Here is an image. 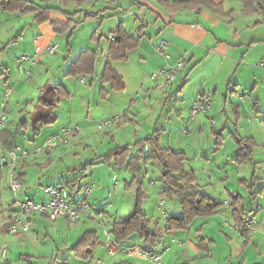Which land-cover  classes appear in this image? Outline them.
<instances>
[{
  "label": "crops",
  "instance_id": "crops-1",
  "mask_svg": "<svg viewBox=\"0 0 264 264\" xmlns=\"http://www.w3.org/2000/svg\"><path fill=\"white\" fill-rule=\"evenodd\" d=\"M35 1L42 4H47V2H44V0H39V1L35 0ZM215 1L217 3H221V2L223 3L222 6L223 11L222 10L214 11L212 8L203 5L198 8L182 7L177 10H171L163 6L159 0H86L84 2H78L77 0H72L67 3H62L59 0H53L49 4H54L55 2H57L54 5L60 6L61 10L51 11L49 15V20H46L44 22H37L34 19V13H31L33 14L32 16L33 20L38 26V35L34 38L33 45L29 49L25 50L23 55L28 54L35 56L36 62L35 63H31L30 61L20 62L19 61L20 57H19L17 59V63L20 65L21 73L26 74V71L28 70L30 71V68L35 64H37L39 58H40V62L45 60L44 53H48L45 50V48L49 44L54 43V41L56 40V34H58L55 32L52 21H56L61 25H65L69 22L70 17H72L76 21V25H75L76 27L78 25L77 24L78 22L76 20L77 15L83 11H88L86 8L87 6L88 9H91L95 6L103 5V8L100 9L99 11L105 12L106 10H108L114 13L113 18L115 20L113 22L114 24H112L113 26L110 30V35L119 23H123L125 29L130 34H133L135 37H139V36L141 37L139 46L129 52V58L127 60H120L113 62L114 66L122 74L125 81L126 86L122 90H114L110 87L109 84L107 83L105 84L101 80L105 68V63L108 60L107 57L108 48L110 42L112 41L110 35L105 36L103 33L99 35L97 30L93 31L90 37L91 41H97L98 46L100 47L103 37L105 36L107 38L106 49L102 48V50H100L98 47H95V48H84V49L82 48L77 52L72 51V59L67 67L69 71L72 63L79 57L82 51L86 49H92L98 51L99 61L96 67V76L83 74L81 76H74V77H78L83 84L88 83V78H91L92 80L97 79V83L99 85V95L107 102L113 100L116 101L114 103L115 112L111 111L109 107H107V105L105 106H103L102 104L90 105L88 117L94 121H97V123L102 120L113 117L115 114L118 113H125L129 117V122L127 124L115 125L116 129L119 128V131L114 130L113 132L112 128L115 126L111 127L112 132L111 133L108 132L107 134V136L111 137V142L108 143L106 142V144H109L107 146L108 150L106 152H108L111 148L117 145H125L128 143H132L139 138H143L153 133L156 129H159L160 144L162 145L161 132L164 131L165 133H169L168 142L166 143V145H162V146H171L175 149L184 151L187 155V160L185 161L184 169L186 171H191V170L194 171L197 176L198 182L204 186L205 191L211 194V192H209V188L214 184V181H231L232 179L230 173L226 175H221L219 172L220 166L218 162H220L221 159H223L221 158L220 153H222V155H225L226 151L224 148L223 150L220 149L219 151H218L219 148L217 149L218 141L222 139L221 144H223L224 141L221 132H219L218 130L217 124H219V121L220 123L222 122L227 123L226 118H225L226 121H224V117L222 116V113H220L219 115V111L225 113L227 111V104L231 101L233 104L234 113H236L235 107H237V111L238 113H240V115L244 113V109L242 108L246 106L245 105L246 102L242 104L241 102H237L236 100H234L236 98L232 99L231 97L238 96L240 94L239 88L243 86L242 84L243 81H246V83L251 81V83L253 84L252 87L256 88L258 85V81L264 79V74L261 75L260 73H258V67L257 65H255V63L258 60L264 59V26L260 25L261 19L250 17L255 13L258 14H264V13L261 12L249 13L251 15L244 13L243 3L240 2L239 0H235V1L215 0ZM236 1L238 3H236ZM1 2L2 0H0V5ZM228 3L232 4L231 7H228L229 5ZM71 6L74 9V12L72 11V13L69 11V8ZM133 10L137 12H134ZM3 11H7V10L3 9ZM11 13H18V12H11ZM87 13H91V14H87ZM87 13H86V17H92L94 15L93 10H89ZM129 13H132L133 16H135V18L132 20L127 19L129 18L127 16ZM18 14L21 16L27 15L20 13ZM239 16H245V18L248 17V19H246V22H244L245 19L242 18L239 19ZM136 26H138V31H139L137 35H135L134 32V30H136ZM7 27L14 28L15 24L12 25L8 24ZM74 28L72 30H74ZM24 33L25 31H22L19 32L16 36H13V38L9 40L10 43L11 42L18 43L22 39ZM71 35L72 34L70 33L69 37ZM161 39H167L169 42L164 52H160L156 50V46L158 45ZM55 44H58V48H59V43H55ZM37 45L43 48L42 52L37 53L36 51ZM67 46L69 52H71L72 48L69 41ZM53 54H56V52ZM67 55H69V53ZM181 57L186 58V67L179 73L176 79L167 87V94L165 96H163L162 93L161 80L160 81L151 80L150 83H148V81L146 80L144 81L145 77L141 76L140 78V76L134 73L131 69L133 68V64H136L138 65L139 68L147 67L148 69L154 71L163 66L174 64ZM100 62L102 63L101 68L98 67ZM128 64H130L131 68L128 66ZM190 66H191L190 72H188V68ZM4 72L7 74V76L10 73L8 68H6ZM125 73H128L132 81L131 84H134V88L128 98L125 99L123 97L122 99L121 96H124L123 95L124 93H120V92L126 91L128 85L130 84V81H128V78L126 77ZM83 77L86 78V82L82 81ZM241 78H243L242 81ZM56 84H61L64 87V89L68 92V96L58 95L59 100L55 111L57 115V120L56 122H54V124L57 123L59 119L57 109L61 101L64 98L71 96L69 87L67 85L65 86L62 83H56ZM91 84L93 85V82H91ZM43 88L41 87L39 88V95ZM10 89L13 92V89L12 88ZM102 90H104L105 93H102ZM202 94L210 95L212 98L213 103L210 111L206 113L198 114L194 117L191 116L189 121L175 120L176 122L185 121V123L182 124L181 129H179L178 126L172 123L174 120L170 118V114H169L165 117L167 125L164 124L162 128H157L156 125V128L152 129L151 111H153L156 107H158L159 104L160 106L162 103H164L165 105V103L168 100H173L180 96V99L179 100L176 99V100L178 102L181 99L188 100L190 102V107H191L193 102ZM244 95L240 96V99H242V101L245 100ZM249 99L251 100V103L254 104L253 109L257 112H260L258 109L256 110L257 102L251 96H249ZM33 109L30 110V112H28L27 115H25L26 116L25 120H22L18 123L16 129L14 127L15 121L9 118V111H8L9 119L7 118L6 124L0 129V138L3 143L6 142L7 145L17 146L15 143H13L14 135L21 134L20 132L21 128L28 126L29 121L32 122L30 113L33 111ZM211 112L212 114L214 112V114L218 115L217 119L219 118L220 120H217L215 116L210 118ZM179 115L182 116V113L180 112ZM255 118L257 119V117ZM182 119L184 118L182 117ZM248 119L249 120L254 119V117L250 114V112H248ZM257 120L259 121V119ZM69 122L72 123V116L70 114H69ZM76 124L77 126L80 125V123L78 122H76ZM44 127L45 126L41 127L40 131H42ZM127 127H129V129H127ZM57 129L58 127H56L55 130L50 131L49 134L45 135L35 145L23 146V147L20 146L21 148L27 149L30 154L26 158L18 161L15 165V168L16 171L21 174L22 179H27V181H24V184H26L33 190L34 188L32 187L34 186H39V187L41 186L43 188L44 185L49 184L47 182L45 183L44 181H47L46 176L49 175V172H47V170L50 167H53L59 161H61L62 164L60 168L61 174L62 173L64 174V170H66L69 167V165L72 164V158L71 157L67 158V155L69 153V150L67 149V145L70 141L67 143V145L53 147V149L48 148L43 152L37 153L35 151V148L38 145L42 144L46 140V138L49 135H51L53 132H55ZM236 132H238V130H236ZM205 136L208 140L207 147L204 146ZM242 136H252L255 139L254 134L253 135L247 134ZM173 137H175L174 140L172 139ZM124 138L130 139L129 140L130 142L124 144L118 142V139L122 140ZM256 145H257V141H256ZM236 156L234 159H236ZM255 161H256L255 152L253 149L250 158H248L247 160L241 163V168L243 169L245 166L251 168V166L248 165L249 162L253 163ZM105 163H108L110 166H113L114 169L116 170H120V172H123V170H128L125 167L121 168L118 165H116L113 159ZM45 164H50V166L42 167L44 169L42 174L39 173L36 177H30L29 171L39 168L37 166H43ZM151 165L155 166L157 164H153L152 162H149L143 165V177L144 174H146L149 171V166ZM157 166L159 167V165ZM232 168L238 169V167L236 166H233ZM86 171L87 170L85 169V172ZM85 172L83 170V172L80 175L84 176ZM130 173L132 177L135 175V173L132 172ZM235 173L238 174V171L236 170ZM2 176H3V170L2 167H0V184H1ZM241 176H239L237 179L238 180L244 179L246 181L248 180L247 177H244L246 175H241ZM143 180H145V177L143 178ZM56 183H60V182H56ZM22 185H23V181H22ZM263 189H264V185L261 190ZM69 193L70 195H72L70 191ZM221 193H223V196L226 195L225 196L226 200H224L226 206L224 205L215 213L217 216L216 218L218 219L221 215H223V217L224 216L232 217L234 221H236L233 216L232 208H231L233 201L232 199L229 198L230 197L229 193H231L230 188L224 185ZM241 193L239 194L237 199H234L237 211L240 214L245 213V215L243 216L253 215L256 218L257 223L252 228L251 231H247L250 232V234L249 236L246 237V235L242 233L240 228L235 226L236 225L235 222V225L233 227L238 230V238L237 240H235L236 241L235 254L237 258L240 257V255H242L244 249H246L243 248L242 245L243 244L242 241L245 239L248 240V242H250L248 246L252 243L254 244L255 251L252 257H250L251 253H249L250 256H247V258L243 259L242 261H236L235 264H264L261 262V260H263L264 257V252H262V250H264V245H260L258 244V242L254 241L255 239H261V237L264 238V211L258 209V211H255V213L248 214L243 210V208L241 209L240 207L241 203L239 202L242 198H244V196ZM91 194L92 195L94 194L93 190ZM33 195L35 196L33 198H35L38 201H43L44 199H47L44 198V195L42 196V198L39 197L40 199H37L36 198L38 197L37 192H35V194ZM263 195H264V190H263ZM173 202L174 204L172 208L169 209L170 214H180L181 208L179 206V203L177 202V200H173ZM175 202L177 203L175 204ZM97 209L102 210L105 209V207H101ZM133 209L131 208L130 205H128L125 207L124 212H122V210H117L115 213L113 223L116 220L121 219L122 217L128 216L133 211ZM120 211L122 213L129 212V214L125 216H121ZM12 214H16V212H12V213L10 212V214H6L7 218H9ZM38 215L48 218L44 214L38 213ZM200 218L201 217L196 218L189 229L177 230L174 232V234L177 237L181 238L184 241V243L173 245L168 251L164 253L163 261L165 258H168L169 260L174 259V263L176 264H182V263L202 264L205 263V261L202 260L205 258V256L210 257L212 255V244L209 243V241H212V239L210 238L209 240L208 236H203L202 234L199 235L198 238H195L193 235V230L196 229L200 231L204 227V224L202 223H204L205 220L199 221ZM90 220H94V217L83 215L80 221L73 226L74 228H76L79 226V224H82L81 225L82 228L84 224H89ZM7 221L8 220L0 223V233L3 232V230L5 231L6 229L5 223ZM50 222L52 223L55 231L57 232L60 231L58 229H60V225L62 223L67 222L68 224H70L68 218L65 216H61L57 220L55 221L51 220ZM151 223H152V227H156V226L160 227L158 226L159 221H156V223H154V220H151ZM200 224L202 225L200 226ZM89 230L96 231L93 228ZM239 231H240V235H239ZM80 233H82V231ZM202 239H204V241L209 243L208 244L209 251H206L205 248L201 246ZM112 240H114V238ZM134 243L138 244L137 240L132 238L126 244L123 245L132 246L135 245ZM139 243L141 242L139 241ZM74 244L75 242L70 246L71 249H73L72 246ZM156 248L157 247H155V249ZM121 253H123V257L110 264L122 260L134 261L136 264H153L149 259L145 257L133 256L124 252ZM43 257L47 260L48 263L51 264H57L59 260V254L56 255L53 254L52 256L44 255ZM76 257L79 259L80 262L79 264H103L106 262L103 257H101L103 260L99 258L95 260L98 256H95L94 254L88 260H83L78 256ZM65 260L66 259L63 258V264H67Z\"/></svg>",
  "mask_w": 264,
  "mask_h": 264
},
{
  "label": "rangeland",
  "instance_id": "rangeland-1",
  "mask_svg": "<svg viewBox=\"0 0 264 264\" xmlns=\"http://www.w3.org/2000/svg\"><path fill=\"white\" fill-rule=\"evenodd\" d=\"M56 3L57 2L54 4ZM236 3L238 2L236 1ZM228 4V7H231L232 4ZM86 8L88 11L93 10L94 15L92 17H86V13L88 11H83L76 17L78 25L74 28V30L71 28L68 29V31L65 30L60 34H56V40L54 43L49 44L52 45L59 43V48L57 49L56 54L44 53L45 60L40 62L39 58L37 64L30 68L32 79L29 80L25 73H21L20 65L17 63V59L22 57L25 50L29 49L33 45L34 38L38 35V26L32 18L33 14L30 13L21 16L18 13L3 11L0 5V103L3 99L5 89L12 88L13 92L10 97L8 111L9 118L15 121V129L20 121L26 119L25 115H27V113L34 108L35 103H37L36 101L39 96L40 87L43 88L44 85L48 83H62L69 87V91L71 93L70 97L64 98L61 103L59 102L60 105L57 109L59 119L57 123L45 126L42 131H39V133L35 135L33 132L32 122L29 121L28 126L21 128V134L14 135L13 143H15L17 147L35 145L45 135L49 134L50 131L55 130L56 127L77 126L76 122L80 123L79 133L75 137L68 139L65 143L58 145H67L70 141L67 145V149L69 150L67 158H72V164L64 170V174L62 173V175L60 169L62 164L61 161H59L56 165L47 170L49 175L46 176L47 181L44 182L49 184H54L56 182L64 183L67 185L68 190L72 193V200H84L96 209L105 207V209H102L103 215L101 217L90 220V223L84 224L82 228V224H79L78 227L74 228V226L66 222L60 225V229H58L60 231L57 232L50 222L51 220L35 214L32 217V226L28 231L15 234L7 231L6 229L5 231L3 230V232L0 233V245L7 246V254L5 258H0V264H51L48 263L43 256H52L53 254H59L57 264H63V258L66 259L65 261L67 264H79V259L75 256V252L70 246L80 238L85 230L92 228L96 230L97 236L100 239V242H98L93 250V254L98 256L95 260L98 258L102 259L101 257H103L106 261L103 264H110L119 260L123 257V253L117 251L116 253L111 254L109 252L110 247L108 245L110 240L113 238L115 240L114 234L111 232L115 213L117 210H122V212H124L125 207L128 205H130L132 209L135 208L136 202L139 200L138 197L140 188L145 194L140 201L143 208L149 214L151 220H154V223L159 221L158 226L160 227L158 228L164 229L166 227V219L161 214L160 210L157 209V202L162 197L159 194V191L162 189V182L159 178L161 175L160 166H149V171L144 174L145 180H143L142 185L137 182L131 188L126 187L127 180L130 181L132 178L131 173L128 170L120 172V170L114 169V167L110 166L108 163L97 164L96 166L89 168L90 170L86 169L87 171L85 172L84 166L86 167V162L105 153L108 150L107 146L109 145L106 144V142H111V137L107 136L108 127L103 131H100L97 128V121L88 117L89 106L102 104L103 106L107 105L111 111H114V103L116 102L115 100L107 102L99 95V85L97 83V79L92 80L91 78H88V83L83 84L78 77L66 74L68 71V64L72 59V51L77 52L82 48L95 47H98L100 50H102V48L106 49L107 38L105 36L110 35V30L113 26L112 24H114L113 22L115 19L113 18V12L108 10L105 12L99 11L103 8V5L95 6L91 9H88V6ZM69 11L71 13L72 11L74 12L72 6L69 8ZM133 11L137 12L135 10ZM127 16L129 17L127 19L130 20L135 18L132 13H129ZM250 17L261 19L260 25L264 26V14L255 13ZM241 18L245 19L244 22L248 19V17L245 18V16H239V19ZM8 24H15V27L9 28L7 27ZM95 30H97L99 35L102 33L105 35L100 47L98 46L97 41H91L90 39L92 32ZM22 31H25L22 39L18 43H10L9 40ZM134 32L135 35L139 33L138 26H136V30H134ZM70 33L72 35L69 37ZM68 41L70 42L72 48L71 52L68 50ZM68 53L69 55H67ZM101 62L98 66L99 68H101ZM255 65L258 67V73L263 75L264 59L258 60ZM128 66L131 68L130 64H128ZM6 68H8L10 72L8 76L4 72ZM133 68H131L132 71L139 75L140 78L141 76L145 77L146 79L144 78V81L146 80L148 83L151 81L149 75L158 70L152 71L147 67L139 68L136 64H133ZM190 68L191 66L188 68V72H190ZM125 75L128 78V81H130V84L128 85L126 91L120 92L124 93V96H121L122 99L123 97L125 99L128 98L134 88V84H131L132 81L128 73H125ZM242 79L243 78H241V81ZM91 82H93V85ZM242 84L243 86L239 88L240 94L231 98H236L234 100L241 102L242 104L246 102V106L242 108L244 109V113L240 115L237 111V107H235L236 113H234L233 104L230 101L227 104V111L225 113L219 111V115L222 113L224 121L227 120V123H220L219 121V124H217L218 130L224 138L223 144H216L217 149L219 148V151L224 148L226 151L225 155L220 153V156L223 159L218 162L220 166L219 172L221 175L230 173L232 179L231 181H214V184L209 188V192H211L215 198L224 201L226 200V195L223 196V193H221L222 188L224 185L228 186L232 193V195L229 193V198L232 199L233 202L235 199L234 196H239L242 192L241 194L244 198H242L239 202L241 203L240 207L248 214H253L255 211H258V209L264 211V189L261 190L264 185V129L257 120L264 119V79L258 81L256 88L252 87L253 84L251 81L248 83L243 81ZM241 95H244V101L240 99ZM249 96L257 102L256 110L258 109L260 112L253 109L254 104L251 103ZM176 99L179 100L180 96ZM176 99L168 100L165 105L164 103H162L161 106L159 104L158 107L151 111L152 129H155L156 125L157 128H162L164 124L167 125L165 117L169 114L170 118L174 120L172 123L178 126L179 129L182 128V124H184L185 121H189L191 118L189 112L190 102L182 99L178 102ZM180 112L182 113V116L179 115ZM248 112H250V114L254 117L253 120L248 119ZM69 114L72 116V123L69 122ZM214 116L217 119L218 115L214 114V112L212 114L211 112L210 118ZM182 117L184 119H182ZM255 117H257V119ZM175 120L185 121L176 122ZM217 120L220 119L218 118ZM127 129H129V127H127ZM112 130L113 132L114 130L119 131V128L116 129L115 126ZM236 130H238V132H236ZM236 133L237 135H255L257 145H255L253 149L255 152V160L257 162H249L248 165H250L251 168L245 166L242 169L241 163L238 164L234 159L238 150L235 140L236 137L233 135ZM161 134V143L162 145H166L169 139V133L162 131ZM172 139L174 140L175 137ZM129 140L130 139L125 138L122 140L118 139V142L124 144L130 142ZM204 146H208L206 136ZM1 153L2 151L0 150V154ZM46 166H50V164L37 166L39 168L29 171L30 177H36L39 173L42 174L44 170L42 167ZM233 166L238 167L239 170L232 168ZM2 170L3 176L0 184V223L8 220L6 214L19 211L20 201L26 199L36 200L33 198L35 197L33 195L35 192L38 194V197H36L37 199H40L39 197L42 198L43 195L44 198H46L41 186H34L32 187L34 188L33 190L24 184V181H27V179H22L23 185L21 191H13L10 186L8 168L3 166ZM83 170L85 172L84 176L80 175ZM236 170L238 171V174L235 173ZM115 174L119 178L117 187H115V180L113 178ZM241 175H246L244 177L248 178L247 182L246 180L243 182L242 180L237 179ZM70 181L74 182L68 183ZM89 185L93 186V195L85 193V187ZM163 198L165 199L164 207L168 213H170L169 209L172 208L174 202L171 199L165 197ZM176 203L177 202H175V204ZM122 212L120 213L121 216L129 214V212ZM12 215L14 216L15 214ZM216 217V214L201 217L199 221L205 220L204 223H202L204 224V227L200 231L196 229L193 230L195 238H198V236L202 234L203 236H208L209 240L210 238L212 239V241L209 242L212 244V255L210 257L205 256V258L202 259L205 263L202 264H235L236 261H242L243 259H246L247 256H250L249 253H251L250 257H252L255 251V246L253 243L248 246L250 242L246 239L242 241L243 248L246 249H244L240 257H236L235 240L238 238V230L233 227L235 225L234 219L228 216L223 217V215H221L218 219ZM202 224H200V226ZM81 231L82 233H80ZM174 232L175 231H171L167 233L166 236L175 235ZM133 239H136L138 242V244L134 243L135 245L138 247L143 246L139 243L140 240L137 237ZM261 239H255L254 241L258 242L260 245H264V238L261 237ZM159 249L162 250V248ZM262 252H264V250H262ZM162 262V264H176L174 263V259L169 260L168 258H165ZM261 262L264 263V257Z\"/></svg>",
  "mask_w": 264,
  "mask_h": 264
},
{
  "label": "trees",
  "instance_id": "trees-1",
  "mask_svg": "<svg viewBox=\"0 0 264 264\" xmlns=\"http://www.w3.org/2000/svg\"><path fill=\"white\" fill-rule=\"evenodd\" d=\"M53 0H44L47 4L38 3L35 0H2L1 5L4 10L10 12H18L20 14L34 13V19L37 22L49 20L51 11L61 10V7L49 4ZM67 3L72 0H59ZM84 2L86 0H77ZM161 4L171 10H177L182 7H200L207 6L214 11H223V3H217L215 0H159ZM243 3V12L246 14L261 12L264 13V0H239ZM91 14V13H87ZM72 15V14H71ZM55 32L60 34L67 29H73L76 21L70 17L69 22L61 25L56 21H52ZM112 36V37H111ZM111 42L108 48V60L105 63L104 72L101 80L107 83L114 90H122L125 88V81L122 74L116 69L113 62L127 60L129 52L137 48L140 44L141 37H135L130 34L124 27L123 23H119L112 31ZM99 61V53L96 50L86 49L82 51L79 57L72 63L68 75L81 76L83 74L96 76V67ZM102 93H105L102 90ZM58 95L68 96V92L61 84H48L42 89L38 101L34 106L30 117L33 123L35 134L39 133L41 127L50 125L57 120L55 113L58 103ZM238 144L236 162L242 163L252 155V150L256 145V140L252 136H242L234 134ZM1 140V138H0ZM221 139L217 144H221ZM2 142V140H1ZM9 142V141H7ZM6 143V142H5ZM2 142L3 147L8 149L15 146L7 145ZM135 149V151H134ZM114 160L119 167L127 168L135 175L127 180L126 187L131 188L137 182L143 183V165L152 162L161 167L160 181L162 189L160 195L162 197L177 200L181 208L180 214L166 215V232L177 230H187L191 227L194 220L198 217H207L215 214L225 203L213 195L205 191L194 171H186L184 169L187 155L184 151L175 149L171 146H162L159 141V129L153 133L139 138L132 143L125 145H117L111 148L103 155L86 162L85 169L92 168L94 165ZM245 182L244 179H241ZM70 181L68 183H71ZM247 182V181H246ZM145 194L139 190L138 201L133 211L125 217L116 220L113 223L111 232L114 234L115 243L117 245L126 244L130 239L137 237L141 241L144 249H155L156 243L161 236L162 228L152 227L151 217L145 212L143 205L140 203ZM238 196H234L237 199ZM235 222L238 226H244L247 218L251 215L243 216L237 211L235 201L231 205ZM253 216V215H252ZM11 215L5 223L6 229L12 222ZM249 236L250 232L243 231ZM100 242L97 232L93 230L85 231L82 236L75 242L72 248L76 256L83 260H88L93 256L94 247ZM210 242V241H209ZM208 242L201 240V246L209 251ZM113 264H136L134 261L122 260Z\"/></svg>",
  "mask_w": 264,
  "mask_h": 264
},
{
  "label": "built area",
  "instance_id": "built-area-1",
  "mask_svg": "<svg viewBox=\"0 0 264 264\" xmlns=\"http://www.w3.org/2000/svg\"><path fill=\"white\" fill-rule=\"evenodd\" d=\"M112 37V36H111ZM169 44L167 39H161L156 46V50L164 52L167 45ZM58 44H52L45 48V50L53 54L57 51ZM37 53L43 51L41 46L36 47ZM20 62L30 61L31 63L36 62V57L33 55L25 54L19 58ZM186 66V58H179L174 64L166 65L159 68L157 71L152 72L149 75L152 81H162L163 96L167 94V87L176 79L179 73ZM27 76L31 79L30 71H26ZM83 82H86V78H82ZM12 90L7 88L4 91L3 99L0 103V129L6 124L8 118V103L10 100ZM212 98L210 95L202 94L200 95L191 105L190 114L192 117L206 113L212 108ZM129 122V117L125 113H118L111 118L102 120L97 123V128L103 131L108 127V132L111 133V127L115 125H123ZM260 125L264 129V119L259 120ZM79 133V126H62L53 132L42 144L35 148V151L43 152L48 148L57 147L62 142H66L71 137L76 136ZM0 167L6 166L9 170L10 176V186L15 192L22 189V178L21 174L16 171L15 165L18 161L26 158L30 153L27 149L21 147L4 148L0 140ZM115 180V187L118 185V177L113 176ZM93 186L89 185L85 187V193L91 194ZM43 192L46 195L47 200L36 201L33 199H26L19 202V211L12 217V222L8 226L7 231L11 233H21L28 231L33 223L32 217L35 214H44L50 220L55 221L61 216L68 218L70 225H76L83 215H88L90 217H101L103 211L94 208L88 202L84 200H72L71 195L68 191V187L64 183H54L46 184L43 186ZM165 206V199L161 197L157 202V208L160 210L161 214L166 218L167 210ZM257 220L254 216H249L245 222L244 226L236 227L240 228L242 231H251L256 225ZM167 224L164 229H162L161 236L156 243V249H144L143 247H138L137 245L125 246L117 245L115 240L109 241V252L111 254L120 251L127 253L129 255L145 257L149 259L153 264H162L163 255L175 244H182L184 241L181 238H177L175 235L166 236ZM159 248H162L160 250ZM7 253V246L0 245V258H5Z\"/></svg>",
  "mask_w": 264,
  "mask_h": 264
}]
</instances>
